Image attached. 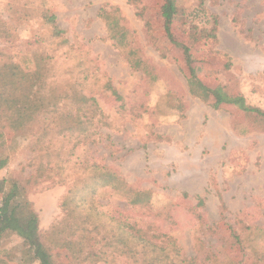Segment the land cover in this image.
I'll return each mask as SVG.
<instances>
[{"label": "rangeland", "instance_id": "obj_1", "mask_svg": "<svg viewBox=\"0 0 264 264\" xmlns=\"http://www.w3.org/2000/svg\"><path fill=\"white\" fill-rule=\"evenodd\" d=\"M164 1L0 0V70L52 67L46 91L25 87L30 108L63 87L101 113L79 144L53 139L55 127H42L40 115L24 125L0 115V158L9 160L0 180L24 187L41 242L93 162L123 183L95 191L101 227L84 235L85 246L55 249V264H149L151 256H124L117 237L126 231L142 240L139 251L145 242L163 248L155 264H264V122L235 107L214 109L204 91L221 87L264 112V0H202L218 25L214 39L198 41L180 17L166 32ZM200 1L177 3L188 22L209 28L207 15L192 18ZM45 14L56 17L60 37ZM190 76L202 89L190 88ZM21 125L22 135L14 132ZM0 264L37 263L5 233Z\"/></svg>", "mask_w": 264, "mask_h": 264}, {"label": "trees", "instance_id": "obj_2", "mask_svg": "<svg viewBox=\"0 0 264 264\" xmlns=\"http://www.w3.org/2000/svg\"><path fill=\"white\" fill-rule=\"evenodd\" d=\"M129 1L133 2L134 0ZM197 8L198 10L194 12L192 18H198L201 14L207 15L202 0L198 3ZM161 17L164 20L168 34L172 19L180 17L184 23L187 22L192 25L186 32L190 40L198 41L215 38L218 18L208 14L205 18L209 20V28H198L191 21L188 22V15L183 9L179 8L177 0L164 1L161 7ZM43 19L50 26L53 37H60L62 31L56 24V17L45 14ZM184 50L185 52L188 51L187 48H184ZM40 60L43 61L42 58ZM51 70L52 67L47 62L42 66L38 65L32 73H24L15 66L0 70V115L5 117V122L7 119L17 117L16 119L21 123L24 122L23 125L30 121V117L33 115H40L42 127H55L53 139L68 138L79 144L92 134L93 122L101 115L93 99L79 96L78 100H72V97H69L68 92H65L62 87L57 93L60 95L59 97L49 99L47 96H42L37 100L36 102L41 104L39 110H32L29 106L32 92H27L25 87H39L37 94L42 90L46 91L48 87L47 76H50ZM188 84L192 89L194 87L202 89L195 76H190ZM204 91L212 98L214 109H219L222 106L235 107L243 114L264 122V112L247 105L242 96H232L221 87L204 88ZM70 105L75 106V111L72 113L66 112L70 110V108H67ZM85 107L88 112H86ZM50 114L54 117H50ZM23 125L15 129L14 132L22 135ZM10 132L8 131L6 134ZM0 140L1 145H3L5 139H3L2 134H0ZM8 161V158H0V171L6 167ZM90 168L89 178L76 180L78 182L74 184V186L82 184L84 185L83 188L74 187L73 190L68 191V196L61 201L60 208L63 217L59 222L52 225L44 242H41L39 235L38 216L26 198L24 187L13 182L9 189H6L5 182L0 180V237L5 233L15 234L30 252L31 263L37 264H55V258L57 257V254L54 255L55 249L69 250L76 244V240L80 245L85 246L84 239L86 237L84 235H88V233L95 234L101 227V224L95 222L100 221L102 214L92 208V204L95 203V191L98 188L107 187L117 189L116 187L120 185L121 189L123 188L121 180L110 169L99 167L95 162L91 164ZM122 192L127 195L125 190ZM91 217L96 220H92ZM91 221L94 222L91 223ZM54 238L56 239L54 240ZM141 241L127 231L117 237L119 248L124 256L135 257L137 255L142 260L151 256L152 258L148 263H158L160 261L158 255L163 251V248L143 241L146 245L141 246L142 250L139 251L135 243ZM96 254L101 255V253Z\"/></svg>", "mask_w": 264, "mask_h": 264}]
</instances>
